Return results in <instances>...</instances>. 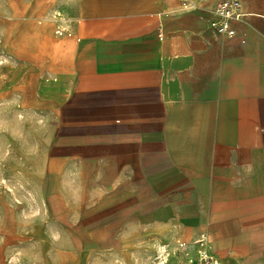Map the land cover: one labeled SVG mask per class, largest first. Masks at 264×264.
<instances>
[{"label":"crops","instance_id":"obj_1","mask_svg":"<svg viewBox=\"0 0 264 264\" xmlns=\"http://www.w3.org/2000/svg\"><path fill=\"white\" fill-rule=\"evenodd\" d=\"M217 1L0 8L55 44L30 68L59 127L49 153L102 169L106 198L135 197L130 220L186 239L192 258L204 235L218 264H264V0H238L232 37L211 26ZM115 222L79 232L113 236Z\"/></svg>","mask_w":264,"mask_h":264},{"label":"rangeland","instance_id":"obj_2","mask_svg":"<svg viewBox=\"0 0 264 264\" xmlns=\"http://www.w3.org/2000/svg\"><path fill=\"white\" fill-rule=\"evenodd\" d=\"M2 9L0 264H200L186 239L145 232L130 220L135 197L106 198L107 189L98 185L102 169L49 153L59 127L38 96L30 68L49 57L55 44L44 31L37 36L22 29L23 22ZM107 217L117 222L113 236L123 243L109 234L79 232ZM111 245L118 248H96Z\"/></svg>","mask_w":264,"mask_h":264},{"label":"built area","instance_id":"obj_3","mask_svg":"<svg viewBox=\"0 0 264 264\" xmlns=\"http://www.w3.org/2000/svg\"><path fill=\"white\" fill-rule=\"evenodd\" d=\"M184 8H191L193 5L191 0H180ZM240 2L238 0H219L214 6V13L218 17L217 20L211 22V26L218 33H224L230 37L234 36L235 32L230 27L232 18L239 15ZM60 19V15H56ZM65 32L63 29L57 28L55 33L62 35ZM236 145V143H233ZM204 235L197 240L199 248L197 250L200 264H218L217 261L204 248ZM179 246H184V243H179Z\"/></svg>","mask_w":264,"mask_h":264}]
</instances>
